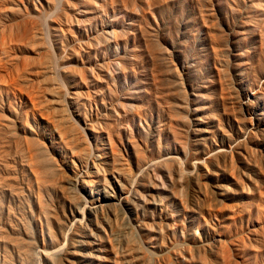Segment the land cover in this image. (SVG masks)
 Masks as SVG:
<instances>
[{"label": "rangeland", "instance_id": "obj_1", "mask_svg": "<svg viewBox=\"0 0 264 264\" xmlns=\"http://www.w3.org/2000/svg\"><path fill=\"white\" fill-rule=\"evenodd\" d=\"M0 264H264V0H0Z\"/></svg>", "mask_w": 264, "mask_h": 264}, {"label": "bare ground", "instance_id": "obj_2", "mask_svg": "<svg viewBox=\"0 0 264 264\" xmlns=\"http://www.w3.org/2000/svg\"><path fill=\"white\" fill-rule=\"evenodd\" d=\"M108 206H109V202L107 200H105L104 198H98L96 200V202H94L91 206H89V207L86 206L85 208H89V209H87V211H88L89 214L95 215L93 213H96L97 214L98 212L103 211V209H105ZM83 213L85 215L84 210H82V214ZM19 244H21V243H19ZM26 253H27V256L29 257V253L30 252L27 250Z\"/></svg>", "mask_w": 264, "mask_h": 264}]
</instances>
